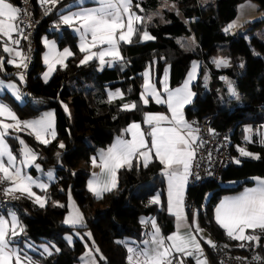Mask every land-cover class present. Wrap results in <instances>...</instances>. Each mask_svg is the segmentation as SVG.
Masks as SVG:
<instances>
[{
	"label": "trees",
	"instance_id": "1",
	"mask_svg": "<svg viewBox=\"0 0 264 264\" xmlns=\"http://www.w3.org/2000/svg\"><path fill=\"white\" fill-rule=\"evenodd\" d=\"M162 1L174 3L188 24L173 11L163 10V22L145 21L143 25L155 37L154 40L141 41L137 34L131 44H121L123 61L113 66L105 65L101 70L96 60L79 66L84 54L77 51L76 39L68 28L61 27L59 34L50 30L58 20V8L45 16L43 7L38 6L36 0H31L37 29L33 37L35 50L31 57L32 65L25 70V82L19 86L20 90L25 89L26 92H23L21 103L7 93L0 94V101L11 106L20 119L38 117L45 109H52L55 114L57 135L48 145H38L31 137H26L39 156L36 162L44 171L48 168L54 170L55 178L49 183L47 192H40L47 197L46 206L40 208L27 197H22L20 201L23 208L13 210L25 228V233L17 237L18 241L46 243L60 249L58 253L53 249L51 256L26 251L38 264L78 263L84 243L75 237L71 247L66 244L63 235L70 233L73 228L60 222L66 211L65 203L64 207L54 204L68 190L84 216L86 227H79L81 233L90 232L91 239L85 237L86 241L98 247L106 258L101 260L98 253V264H127L126 248L117 241H140L146 231L141 223L143 217H154L163 235L171 232V220L163 206L150 203L154 194L163 196V180L159 172L160 165L156 161L147 168L136 167V161H133L131 171L120 170L118 187L104 193L102 199H97L86 190L84 184L89 173L83 166L98 149L110 145L114 136L128 123L139 122L142 125L145 113L162 108L151 100L145 106L140 99L142 72L148 65H154L157 86L164 66L168 65L169 86L173 88L181 84L194 59L200 60L202 66L208 69L210 82L205 92L201 74L198 76L193 84L195 98L184 109V114L193 119L194 124L200 117L212 115V128L226 132L233 153L240 162L226 167L219 182H206L199 188H188L187 197L194 200L198 222L214 243L223 242L237 253L264 255V235L261 236L259 247H233L237 242L229 239L212 219L213 207L222 196L236 194L251 186L253 177L264 178V146L256 138L248 143L243 136L244 125L255 127L264 124V38L257 33L252 34L254 30L264 28V0H251L257 3L263 17L244 24L248 39L238 33L222 31L226 24L234 20L236 5L242 0H216L215 8L206 10L199 6L198 0H132L133 11L146 19L161 6ZM9 2L17 6L19 0ZM189 35H193L197 42L193 51L184 49L176 40ZM44 36L54 38L58 47L68 46L75 53L67 59L68 67L56 68L47 83L40 79L42 65L39 55ZM20 48L29 55L25 40H21ZM217 55L225 58L229 66L215 68L213 63ZM0 57L5 60L0 76L17 80L15 69L6 64L7 58L1 48ZM222 76L233 81V87L240 97L229 103L231 108L218 99L219 94L222 97L225 94ZM114 89L124 94L123 99L116 98L109 102L106 90ZM133 102L137 104L136 110H121L124 103ZM61 103L72 108L73 122L64 112ZM7 138L13 153L17 155L16 139ZM62 139L67 141L65 148L58 149ZM87 139L90 144L86 142ZM239 147H244L260 158L241 156ZM56 153H60L59 161ZM30 172L35 173L32 168ZM61 186L63 192L60 191ZM7 211L0 210V213ZM203 246L212 264H217L212 248L205 243Z\"/></svg>",
	"mask_w": 264,
	"mask_h": 264
},
{
	"label": "snow or ice",
	"instance_id": "2",
	"mask_svg": "<svg viewBox=\"0 0 264 264\" xmlns=\"http://www.w3.org/2000/svg\"><path fill=\"white\" fill-rule=\"evenodd\" d=\"M87 2L88 0H75L74 5L60 15L59 22L55 25L57 28L61 25L67 26L78 34L79 51L84 53L79 66L96 60L103 70L106 64L113 66L123 61L121 44H131L137 34L141 41L155 39L146 28H143L145 18L133 11L132 0H91L94 6L85 7ZM39 3L44 9V15L47 16L59 5L60 0H39ZM30 15L27 10L14 6L9 0H0V48L10 57L7 63L17 69L28 68L30 57L20 48V44L21 40L29 38L25 31V19ZM31 26V23L26 25L28 28ZM233 27L235 25H230L225 31L228 32ZM44 45L48 49L44 56V63L48 66V71L44 74V82L47 83L58 65L62 68L68 67L65 61L75 53L68 48L59 50L55 41L45 39ZM215 63L217 67L229 66V62L224 59L216 60ZM4 66L5 60L0 57V71L4 70ZM197 67L194 64L183 86L175 89L169 86V74L166 70L162 80L163 87L160 90L151 79L150 66L149 71L143 73L144 91L140 99L143 105L147 106L151 97L157 104L166 105L169 114L145 113L143 124L146 128L142 127L141 123H131L106 150L101 149L97 156L90 158L91 166L101 170L99 174L93 172L87 184L88 191L97 199H102L104 193L112 192L118 187L119 171L122 169L131 171L133 161H136V167L147 168L155 158L162 165L161 174L167 180V211L175 219V231L165 237L154 219L142 220L143 224L151 225L152 231L140 245L134 241H117L126 248L127 264H185V259L189 257L195 260V264H209L201 240L213 249L217 247L211 239L203 237L204 230L199 226L197 214H193V222L189 224L185 211V192L189 177L192 175L193 162L197 149L203 146L199 129L188 123L184 114L185 107L192 103L196 95L190 85L196 78ZM18 79L21 82L25 81L23 72L18 73ZM229 88L231 95L239 100L235 88L231 85ZM6 90H11L16 100L21 99L20 90L15 83L0 80V92ZM123 95L119 91L110 92L108 100L111 102L116 98L123 99ZM136 108L137 104L134 102L124 103L121 110L134 111ZM64 109L68 111L67 105H64ZM0 118H2L0 185H3L0 191L5 197L14 200L27 197L40 208H44L47 197L37 195L33 189L38 188L42 192H47L49 184L34 178L28 171L35 167L36 171L44 172L41 165L36 163L39 156L24 139L14 133L27 132L40 144L48 145L57 135L55 114L45 112L39 118L21 120L11 106L0 102ZM245 132L247 133L245 140L248 143H252L253 136L258 135L260 144L264 146V128L254 133V130L248 127ZM129 135L130 139L127 138ZM7 137H13L22 146L19 150L20 159L13 154ZM59 148L63 149L65 145L60 143ZM238 151L241 156L260 158L244 147H239ZM56 157L59 161L60 153H56ZM46 176L49 181L54 179V170H48ZM17 193L20 195H16ZM150 203L160 204V196L158 194L154 196ZM69 207L70 212L63 223L70 227H86L84 216L74 201L70 202ZM214 218L229 239L241 242L239 247L245 248L249 245L259 247L261 236L264 235V178H255L254 187L245 188L238 195L224 199L215 209ZM184 229L187 231H183ZM23 233L25 228L15 212H10L7 216L0 215V264H38V261L27 255L24 250L31 249L32 245L27 241L17 240ZM86 235L91 239L90 232ZM66 239L71 244V236ZM85 247H88L87 244ZM224 247L227 248L228 245ZM53 249L57 253L60 251L55 246L51 248L45 246L42 254L51 256ZM95 253L100 254L101 260H106L98 247L95 248ZM252 259L257 264L262 260L259 255L253 256ZM80 260L82 264H98L91 248H88Z\"/></svg>",
	"mask_w": 264,
	"mask_h": 264
},
{
	"label": "crops",
	"instance_id": "3",
	"mask_svg": "<svg viewBox=\"0 0 264 264\" xmlns=\"http://www.w3.org/2000/svg\"><path fill=\"white\" fill-rule=\"evenodd\" d=\"M247 2V3H246ZM252 2L253 1H251V0H242L241 2H239L237 5H236V15L238 14V10H239V8L241 9V12H240V14H241V16H242V14H244V7L245 6H247L248 4H252ZM74 3H75V0H60V3H59V5L56 7V8H58V12H59V16H58V20H57V22H55L54 24H53V26L50 28V30H52V31H55L57 34H59V32H60V30H61V27H66V28H68L69 29V31H70V33L71 34H73V36L75 37V39H76V42H75V46H76V49H77V51L78 52H80L79 51V36H78V34L77 33H75L71 28H69V27H67V26H64V25H61L59 28H57V27H55V25L59 22V17H60V15L61 14H63L64 12H66L67 10H69V8H71L73 5H74ZM36 4L38 5V6H40V7H42L41 5H40V3H39V0H36ZM245 4V5H244ZM88 6H94V5H92L91 4V0H88V2L85 4V7H88ZM240 6H242V7H240ZM257 6V5H256ZM256 6H252V8H251V6H248V7H250L251 8V10H250V12H249V14H246L245 16H243V19H244V22L245 23H248V22H251V21H254V19H260V17H263V13L258 9V7H256ZM244 8V9H243ZM73 10H79L78 8H73ZM163 11V10H162ZM174 13H175V11H173ZM176 15H177V12L175 13ZM179 15V14H178ZM177 15V16H178ZM263 33H264V28L262 27L261 29H260ZM256 31L257 30H254L253 32H252V34H256ZM192 38V40H193V44H194V46H193V50H194V48L196 47V45H197V42H196V39H195V37L193 36V35H189V36H181V37H178L176 40H177V42H178V44H181L180 42H179V40H182V42H183V47H184V49H188V50H192V49H189L188 47H187V45H188V42H189V39H191ZM45 39H47L48 41H55L56 42V40L54 39V38H51V37H46V36H44V37H42V39H41V42H42V51L40 52V55H39V60H40V63H41V65H42V71H41V73H40V79H41V81L43 82V83H45L44 82V74L48 71V66L44 63V56L47 54V52H48V49L45 47V45H44V40ZM187 39H188V41H187ZM248 39V38H247ZM56 44H57V42H56ZM57 47H58V45H57ZM65 48H68V49H70L68 46H65V47H58V49L59 50H61V51H63V49H65ZM2 49V48H1ZM71 50V49H70ZM72 51V50H71ZM81 53V52H80ZM82 54H84V53H82ZM5 56H6V58H7V60L8 59H10V57H9V55L7 54V53H5ZM67 61V60H66ZM65 61V62H66ZM98 62V61H97ZM6 64L7 65H9V66H12V65H10V64H8L7 63V61H6ZM197 65L198 67L196 68V78L192 81V83H191V85H190V87H191V90L194 92V90H193V84H194V82L196 81V79L198 78V76L201 74V79H202V86H203V88L205 89V88H207L208 89V85H209V82H210V76H209V71H208V69L207 68H205V67H203L202 66V63H201V61L200 60H197V59H194V60H192L191 61V63H190V66H189V68H188V70H187V72H186V74H185V76H184V78H183V80H182V82H181V84L180 85H178V86H176V87H173V88H171V89H175V88H178V87H182L183 86V84H184V82L187 80V77H188V75H189V73L190 72H192V70H193V65ZM214 64V63H213ZM107 65V64H106ZM151 66V72H150V76H151V79L153 80V82L155 83V80H154V65H148L145 69H144V71L142 72V92H143V83H144V76H143V73L145 72V71H149V67ZM13 67V66H12ZM58 67H61V66H57V68ZM215 68H217L216 66H214ZM15 70H14V73H15V75H16V77H17V80L19 81V79H18V72L17 71H20V72H23L24 70L23 69H17V68H15V67H13ZM98 68H100V66H99V63H98ZM218 68H220V67H218ZM168 71V74L170 73V68H169V66L168 65H166V66H164V68H163V72H162V75H161V78L159 79V83H158V86L156 85V87H157V89H160V90H162V87H163V85H162V80H163V76H164V73H165V71ZM54 73V72H53ZM53 73L50 75V77H49V79H48V81L51 79V77H52V75H53ZM1 77V76H0ZM221 80H222V78H221ZM21 84H22V82L21 81H19ZM24 82V81H23ZM156 84V83H155ZM24 89H22V90H20V93H21V96L23 95V91ZM114 90H116V89H114ZM119 90V89H118ZM119 92H121L120 90H119ZM3 93H7L8 95H9V93L8 92H3ZM3 93H0V94H3ZM107 94V93H106ZM11 96V95H10ZM12 98H14L13 96H11ZM106 97H107V95H106ZM195 98V97H194ZM194 98H193V100H194ZM23 99V98H22ZM107 99H108V97H107ZM14 100L15 101H17L15 98H14ZM149 100H151L154 104H156V105H158V106H161L162 108L161 109H159L158 111H153V112H147V113H154V114H159V113H163V114H169L168 113V111H167V106L166 105H164V104H157L151 97H149ZM1 102V101H0ZM18 102V101H17ZM193 102V101H192ZM19 103V102H18ZM21 103V102H20ZM64 105H66V104H64V103H61V107L63 108V110H64V112H66L65 111V109H64ZM190 105V104H189ZM189 105H187V106H189ZM186 106V107H187ZM185 107V108H186ZM67 108H68V111L66 112L67 114H68V116H69V118H71L70 116H72L73 117V112H72V108H70V107H68L67 106ZM47 110H52V109H45V110H43L42 111V113L39 115V116H41L43 113H45V112H47ZM53 111V110H52ZM53 113H54V111H53ZM39 116L38 117H35V118H39ZM35 118H29V119H35ZM143 118H144V116H143ZM185 118H186V120L188 121V123H190V124H192L194 127H195V124H194V121H193V119H189V118H187L186 116H185ZM0 119H2V118H0ZM21 120H28V119H21ZM8 122H11V121H8ZM131 123H133V122H130V123H128L117 135H115L114 136V138H113V140H112V142H111V144L114 142V140H115V138L117 137V136H120L122 133H123V131H124V129H126ZM139 123V122H138ZM142 127H144V128H146V126L144 125V124H142ZM248 127H251L250 125H244L243 126V136H244V141H246L245 140V137H246V135H247V133L245 132V129L246 128H248ZM253 130H254V133L255 132H258L261 128H264V124H260V125H257V126H255V127H251ZM14 135H19L22 139H24L25 140V142L28 144V146L29 147H31L33 150H34V148H33V146L27 141V139H26V137H31L34 141H35V143H37L38 145H42V144H40L38 141H36L35 140V138H34V136H32V135H29V134H27V132H19L18 134H14ZM127 138H131L130 137V135L127 137ZM253 138H256L257 140H258V142H259V140H260V137L258 136V135H254L253 136ZM6 140H7V143L9 144V146L11 147V145H10V143H9V139L8 138H6ZM17 141V140H16ZM247 142V141H246ZM17 143H18V153H17V158L18 159H20V156H19V150L21 149V145L19 144V142L17 141ZM60 143H63L64 144V139H62V140H60L59 141V143H58V149H61V148H59V144ZM260 143V142H259ZM110 144V145H111ZM110 145H108V146H106V147H104V148H100V149H98L92 156H97L98 155V153H99V151L101 150V149H107ZM42 146H46V145H42ZM14 154V153H13ZM15 155V154H14ZM91 156V157H92ZM90 157V158H91ZM90 158H89V160H88V162H87V167L86 168H88L87 169V171H88V173H89V176H88V178L85 180V184H84V186H85V188H86V190H88V187H87V184H88V180L89 179H91L92 177H91V174L93 173V172H95V173H97V174H99L100 173V168H93L92 166H91V163H90ZM235 159H236V161L238 160V157L237 156H235ZM156 160H155V158H153V162H155ZM152 162V163H153ZM158 164H159V162L158 161H156ZM37 163V162H36ZM237 164V163H236ZM160 165V164H159ZM84 167V166H83ZM82 167H80V168H78V169H81ZM85 168V167H84ZM31 169V168H30ZM30 169H28V171L30 172ZM32 169L35 171V173L33 174L32 172H30V174L34 177V178H37V179H40V180H42V181H45L46 179H45V177H44V172L46 171H44V172H39V171H36L35 170V167H32ZM48 170V169H47ZM160 175H161V178H162V180H163V196H160L159 195V193H157L159 196H160V201H161V203L160 204H156V205H162L163 206V208H164V210L166 211V213H167V215H168V217L170 218V220H171V226H172V230H171V232H169L168 234H166V235H164L165 237L166 236H168V235H170V234H172L174 231H175V219H174V217L173 216H171L169 213H168V211H167V199H168V197H167V180H166V177H164L162 174H161V172H162V165H160ZM54 178H55V174H54ZM255 178H257V177H253V178H251V181H252V185L251 186H248V187H254L255 186ZM54 180V179H53ZM53 180H51V181H53ZM51 181H49V183L51 182ZM48 183V184H49ZM248 187H245V188H248ZM245 188H243L240 192H238V193H236V194H232V195H225V196H222L219 200H218V202L215 204V206L213 207V210H212V219H213V221H214V223L216 224V222H215V209L219 206V204L224 200V199H226V198H229V197H233V196H236V195H238L239 193H241ZM187 190H188V184H187V188H186V192H185V198H186V195H187ZM33 191H35L36 193H37V195H39V193H38V191L39 192H41V190L40 189H38V188H34L33 189ZM91 193V192H90ZM18 195H20L19 193H17ZM92 194V193H91ZM157 194H154L151 198H150V201L152 200V198L154 197V196H156ZM29 199V198H28ZM30 201H32V203L33 204H35L36 206H38L39 207V205L38 204H36V203H34V201L32 200V199H29ZM56 203L57 204H61V205H63L64 203L66 204V193H64L63 194V196L62 197H60L59 198V200H57L56 201ZM79 208V207H78ZM67 209V208H66ZM185 211H186V204H185ZM82 213V212H81ZM186 213H187V218H188V223L189 224H192V222H193V214H191V215H189L188 214V212L186 211ZM64 215V216H63ZM62 215V217L60 218L61 220L63 219V221L65 220V214H63ZM152 219H154L155 221H156V223H157V225L159 226V223L157 222V220L154 218V217H143L142 219H141V221L142 220H152ZM196 219L198 220V218H197V215H196ZM142 223V222H141ZM199 223V222H198ZM62 224H64L63 222H62ZM65 225V224H64ZM142 225H144L145 227H146V231H145V233H144V235H143V237H142V239L140 240V241H134L137 245H140L141 244V242L144 240V239H146L147 237H148V235L151 233V231H152V228H151V225L150 224H148V225H145V224H143L142 223ZM217 225V224H216ZM66 226H69V225H66ZM199 226H200V224H199ZM218 227H219V225H217ZM159 228H160V226H159ZM200 228H202L201 226H200ZM220 228V227H219ZM161 229V228H160ZM204 231H203V233H202V235H203V237H205V238H207V239H211L212 241H213V239L211 238V236L207 233V231L204 229V228H202ZM221 229V228H220ZM223 230V229H222ZM183 231H187V229H184ZM250 231V230H249ZM223 232H224V230H223ZM224 234H225V232H224ZM226 235V234H225ZM198 238H199V236H198ZM123 241H133V240H131V239H124ZM214 242V241H213ZM237 242V244L235 245V246H233V247H239V244L241 243V242H239V241H236ZM203 243H205L204 242V240H201V244H202V246H203ZM206 244V243H205ZM203 248H204V246H203ZM204 252H205V249H204ZM205 255H206V253H205ZM206 257H207V259H208V262H209V264H212V262L210 261V259L208 258V256L206 255ZM185 264H195V260L194 259H192L191 257H189V258H186L185 259Z\"/></svg>",
	"mask_w": 264,
	"mask_h": 264
},
{
	"label": "built area",
	"instance_id": "4",
	"mask_svg": "<svg viewBox=\"0 0 264 264\" xmlns=\"http://www.w3.org/2000/svg\"><path fill=\"white\" fill-rule=\"evenodd\" d=\"M16 7H20L22 10H27L31 13L30 17L25 19V31L29 37L25 40L28 52L30 49V59L28 61L29 67L32 65L31 57L33 56L35 50L33 37L37 29V22L33 16V5L31 0H27V3H25V0H19ZM27 23H31L32 26L30 28L26 27ZM23 73L26 76L25 70ZM23 91L26 92L25 89ZM212 118V115H207L200 117L195 122V128L199 129V136L203 141V146L197 149L196 159L193 162L192 175L189 177L188 181V188L191 189L194 187L199 188L206 182H219L224 169H226L229 165H236V159L229 137L225 131H216L212 128ZM2 187L3 185H0V188ZM185 204L188 214L191 215L196 213V204L194 200L188 198L187 195L185 198ZM22 208L23 205L21 204L20 199L14 200L9 197H5L2 191H0V210H16ZM215 244L217 247L215 249L212 248V252L217 264H257V262L252 259L255 255L233 252L231 250L232 248H225L224 245L226 244L223 242ZM259 256L262 258L259 264H264V255Z\"/></svg>",
	"mask_w": 264,
	"mask_h": 264
},
{
	"label": "rangeland",
	"instance_id": "5",
	"mask_svg": "<svg viewBox=\"0 0 264 264\" xmlns=\"http://www.w3.org/2000/svg\"><path fill=\"white\" fill-rule=\"evenodd\" d=\"M215 2H216V0H198V4H199V6L202 8V9H204V10H206V9H209V8H215ZM247 3V2H246ZM245 5V4H244ZM257 5V3L256 2H252V4H248L247 6H245L243 9H244V14H242V16H241V14H240V12H241V9L239 8V10H238V14L235 16V18H234V20H232L230 23H228V24H226L223 28H222V31L224 32V33H228V34H235V33H238L239 35L241 34V35H244V36H247V30H246V28L245 27H243L244 26V24H245V22H244V19H243V16H245L246 14H249V12H250V10H251V8H252V6H256ZM248 6H251V8L250 7H248ZM240 7H242V6H240ZM256 7H258V6H256ZM162 10H168V11H175V13L177 12V15H178V17L180 18V19H182V20H184V22L186 23V24H188V20H186V19H184L183 17H182V14H181V12L178 10V8H177V6L174 4V3H172V2H169V1H162V3H161V6H159V8L154 12V13H151L146 19H145V21H147V22H152V21H156V22H163L164 20H163V17H162ZM260 18H262V17H260ZM254 20H258V19H254ZM230 25H235V27H233V28H231V30L230 31H228V32H226L225 31V29L226 28H228ZM256 33H257V35H259V36H262L263 38H264V33L261 31V30H257L256 31ZM247 38H249V36H247L246 37V39ZM187 41H188V39H187ZM179 42L181 43L180 45L183 47L184 45H183V42H182V40H179ZM193 46H194V44H193V40H192V38L191 39H189V42H188V45H187V47L189 48V49H192V51H193ZM184 48V47H183ZM220 59H224V60H226L225 58H223L221 55H217L216 57H215V59H214V66H216L217 67V65H216V63H215V61L216 60H220ZM221 67H223V66H221ZM218 68V67H217ZM18 73H20V71H17ZM222 78V81H223V86L225 87V94H224V96L222 97L221 96V94H219L218 95V99L220 100V102L221 103H223V104H225L227 107H229V108H231V106L232 105H229V103L230 102H232V101H236L237 99H235L232 95H231V92H230V88H229V85H231L232 87H233V81L231 80V79H229L228 77H225V76H222L221 77ZM0 80H4L6 83H15L17 86H18V88H19V86L21 85V83L18 81V80H14V79H4V78H2V77H0ZM23 83V82H22ZM20 90V89H19ZM205 90V92H207V88H205L204 89ZM116 91H119L118 89H116V90H106V95H107V97H108V94L110 93V92H116ZM143 91H144V89H143ZM3 92H5V91H3ZM3 92H0V93H3ZM6 92H8L9 93V95H11V96H13L12 94H11V90H6ZM21 94V93H20ZM14 97V96H13ZM19 103L20 102H22L23 101V99H22V96H21V99L20 100H17ZM47 112H52L53 113V111L52 110H47ZM71 118V122H73V117L72 116H70ZM67 141H66V139H64V145H65V143H66ZM86 142L88 143V144H90V142H89V140L87 139L86 140ZM82 166H83V164H82ZM84 167L86 168L87 167V164H84ZM86 169H88V168H86ZM48 170H53V169H51V168H48ZM47 169H46V171L44 172V177H45V181L44 182H46V183H49V180H48V178H47V176H46V172L48 171ZM53 180V179H52ZM60 191L61 192H63V187L61 186L60 187ZM42 192V191H41ZM38 193H39V195H41V196H44V194H41L39 191H38ZM44 193V192H43ZM71 198V199H70ZM207 198V195H205V198L204 199H206ZM71 201H74L73 200V198H72V196H71V194H70V191L68 190L67 192H66V204H65V207L67 208L66 209V211H65V219L67 218V216H68V214H69V212H70V207H69V205H70V202ZM75 202V201H74ZM54 203V202H53ZM54 204H57V203H54ZM57 205H61V204H57ZM75 206L78 208V206L76 205V203H75ZM79 209V208H78ZM79 211L81 212V210L79 209ZM10 212H14L13 210H8L7 211V213H0V215H4V216H7L8 215V213H10ZM16 214V213H15ZM16 216L18 217V215L16 214ZM25 216H27V213H25ZM64 216V215H63ZM18 219H19V217H18ZM19 221H20V219H19ZM60 222L62 223L63 222V219L61 220L60 219ZM20 223H21V221H20ZM22 224V223H21ZM66 225V224H65ZM71 228H73L72 230H71V232L70 233H68V234H65V235H63V238H64V240L66 241V244L69 246V247H71L72 246V242H73V240H74V238L76 237V238H78L79 240H81V241H83V249H82V253L78 256V263L77 264H82V262H81V260H80V257L82 256V255H84V253H86L87 251H88V248H91V249H93V253H94V255L96 256L98 253H95V247L93 246V245H91V244H89L87 241H86V238L85 237H88L87 235H86V233H88L87 231H83L82 233H81V230L82 229H79V227H71ZM78 228V229H77ZM68 236H71V238H72V242H71V244L68 242V240L66 239V237H68ZM81 237H83V239H81ZM30 243V242H29ZM31 245H32V248L31 249H27V248H25L24 250L25 251H30V252H34V253H39V254H42L43 253V248L45 247V246H48V247H50L51 248V246H49L48 244H46V243H39V244H33V243H30ZM87 244V248L85 247V245ZM21 247H23V245H21ZM44 255H47V254H44ZM97 258V257H96ZM98 261V260H97Z\"/></svg>",
	"mask_w": 264,
	"mask_h": 264
}]
</instances>
